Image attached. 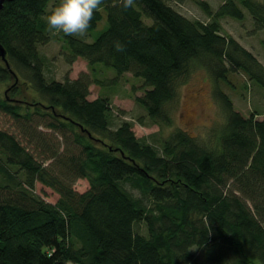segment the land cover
Wrapping results in <instances>:
<instances>
[{
  "label": "trees",
  "instance_id": "1",
  "mask_svg": "<svg viewBox=\"0 0 264 264\" xmlns=\"http://www.w3.org/2000/svg\"><path fill=\"white\" fill-rule=\"evenodd\" d=\"M192 1L209 21L187 17L169 0H134L129 8L123 0H103L89 31L105 15L108 27L91 42L48 29L45 17L60 0L5 2L0 42L10 68L0 61V82L15 80L0 96V109L30 126L24 137L33 143L40 140L31 127L34 114L48 117L46 127L67 142L61 150L41 140L39 157L0 128V264H264V119L258 112L244 116L220 91L227 117L217 147L179 130L160 152L155 139L136 136L132 121L115 126L126 111L116 114L107 96L88 98L89 74L61 81L45 76L39 47L59 39L69 64L81 57L93 72L104 64L117 76L142 78L148 89L135 100L161 126L172 122L166 105L192 60L204 61L227 83L228 72L241 69L264 88V66L220 22L242 20L246 9L264 30V0H224L216 11L206 0ZM23 87L40 97L28 99ZM80 178L89 181L82 193L74 189ZM37 182L56 190L58 201L37 194ZM142 222L148 235L135 228Z\"/></svg>",
  "mask_w": 264,
  "mask_h": 264
},
{
  "label": "rangeland",
  "instance_id": "2",
  "mask_svg": "<svg viewBox=\"0 0 264 264\" xmlns=\"http://www.w3.org/2000/svg\"><path fill=\"white\" fill-rule=\"evenodd\" d=\"M206 1L210 3L214 11L224 2V0ZM169 3L191 19L205 22L210 20L207 14L192 0L185 2L169 0ZM243 10L245 17L242 20L231 16H225L220 20L222 32L236 39L242 47L252 53L264 66V47L262 45L264 30L256 29L251 14L248 10ZM145 21L147 23L151 22L150 19H145ZM107 27L108 21L105 15L98 26L88 32V37L85 40L89 42L95 40ZM39 49L41 56L45 60V76L48 79L61 81L66 76L75 79L82 73L89 74L92 83L89 87L90 95L88 98L92 100L99 96H107L116 114H119V110L126 111V114H120L116 118L115 126L121 120L132 121V128L136 136L148 138L149 140L155 139L156 141L153 143L159 148L160 152L170 135L179 130H184L206 148L217 147L218 138L227 117L226 109L220 98V91L228 95L233 101L234 109L244 116L248 117L252 112H258L257 118L264 119V88L251 80L249 75L241 69L229 71L227 79H229L230 83H227L219 79L204 61L192 60L189 68L180 77L176 78V96L166 105L172 122L161 126V124L153 122L148 116L146 109L135 100L137 96H143L148 89L144 85L142 78L135 77L130 72L117 76L114 68L104 64H98L96 71L93 72L88 61L81 57L69 64L66 61L68 47L59 39L42 44ZM223 66L225 68L230 67V61L228 59L225 60ZM14 80L0 82V96L4 95V92L8 89V86L14 83ZM19 83L22 84L21 81ZM23 89L25 88L23 87ZM27 90H23V93L30 97L28 99H31V94L40 97L38 92L34 93L33 90H30L27 93ZM34 115L33 120H31V127L36 130L34 133L38 134V139H40L37 141L38 143H33L30 137H24V134L28 133L30 135V126L27 127V125L17 121L11 114L1 109L0 128L14 134L23 144L29 146L35 154L42 152L41 150L43 149L39 148V143L42 141L52 145L60 144L61 148H59L63 150L64 144L67 142L65 137L60 132L52 131V129L46 127L45 124L48 117L38 114ZM140 119L143 123L140 122ZM28 139H30V142ZM48 145L50 146V144ZM49 146H46L45 149ZM39 157H41V154H39ZM88 188L89 181L85 178H80L74 183V189L80 193L85 192ZM35 192L51 203H56L60 198L56 190L40 182L36 183ZM131 192L137 196L140 195V192L136 189H131ZM238 194L242 196L239 192ZM247 202L252 207L251 201L247 200ZM135 228L138 232L148 235V228L144 222ZM193 252H196L195 248H193ZM68 264L75 263L69 262Z\"/></svg>",
  "mask_w": 264,
  "mask_h": 264
},
{
  "label": "clouds",
  "instance_id": "3",
  "mask_svg": "<svg viewBox=\"0 0 264 264\" xmlns=\"http://www.w3.org/2000/svg\"><path fill=\"white\" fill-rule=\"evenodd\" d=\"M103 0H60L59 4L45 17L50 31L87 39L94 13L102 5ZM134 0H123L125 8L132 7ZM117 50H121L117 46Z\"/></svg>",
  "mask_w": 264,
  "mask_h": 264
},
{
  "label": "water",
  "instance_id": "4",
  "mask_svg": "<svg viewBox=\"0 0 264 264\" xmlns=\"http://www.w3.org/2000/svg\"><path fill=\"white\" fill-rule=\"evenodd\" d=\"M13 1V0H0V11L3 9L5 2ZM0 61L4 62L7 67L10 68V64L7 58V49L5 46L0 42Z\"/></svg>",
  "mask_w": 264,
  "mask_h": 264
}]
</instances>
